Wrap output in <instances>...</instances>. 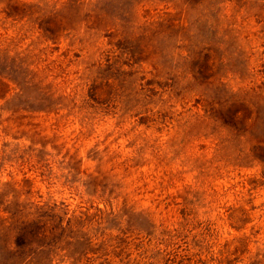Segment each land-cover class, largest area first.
Masks as SVG:
<instances>
[{"label": "rangeland", "instance_id": "374dc122", "mask_svg": "<svg viewBox=\"0 0 264 264\" xmlns=\"http://www.w3.org/2000/svg\"><path fill=\"white\" fill-rule=\"evenodd\" d=\"M0 264H264V0H0Z\"/></svg>", "mask_w": 264, "mask_h": 264}]
</instances>
